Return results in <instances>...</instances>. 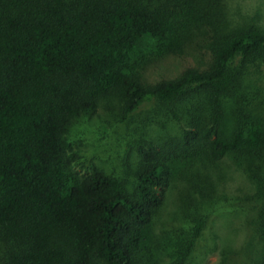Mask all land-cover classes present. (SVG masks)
Instances as JSON below:
<instances>
[{
	"label": "trees",
	"instance_id": "16d2710c",
	"mask_svg": "<svg viewBox=\"0 0 264 264\" xmlns=\"http://www.w3.org/2000/svg\"><path fill=\"white\" fill-rule=\"evenodd\" d=\"M229 1L0 0V264H190L200 208L237 165L249 230L243 258L225 244L219 264H264V100L245 90L264 31ZM145 106L174 130L140 120L126 177L77 166L78 118ZM175 215L194 225L169 251L158 231Z\"/></svg>",
	"mask_w": 264,
	"mask_h": 264
},
{
	"label": "rangeland",
	"instance_id": "374dc122",
	"mask_svg": "<svg viewBox=\"0 0 264 264\" xmlns=\"http://www.w3.org/2000/svg\"><path fill=\"white\" fill-rule=\"evenodd\" d=\"M228 12L235 23L252 24L264 31V0H230ZM236 62L238 63V60ZM248 71L251 76L245 90L249 99L256 101L257 97L258 100H264V64H251ZM229 106L226 104L227 110ZM148 109V106L143 107L138 114H134L126 122L114 121L111 115L101 110L78 118L68 134L73 147L81 155L77 166L78 163H82L87 169L95 164L107 173L126 177V174L131 171L129 152L144 125L148 124V129L152 133L174 130L175 125H172V121L165 122L163 127L158 126L159 123H163L162 121L168 120L167 116H164L163 107ZM142 119H145L147 123H140ZM225 160L227 166L225 167L228 169L232 158L227 156ZM242 167L237 165L240 171L235 170V180L230 183L231 188L226 196L217 193L211 203L203 204L200 208L206 223L193 249L190 264H219L225 244L243 258L249 224L246 221L248 208L242 203L240 194H243L242 191L245 185H248L249 179L241 174ZM166 186V183L162 185V194L166 202L165 212L168 213V219L175 205L172 201L174 196L170 194ZM167 219L164 221L165 229L162 232L158 231V234H162L161 245L170 251L178 246V240L191 230L194 223L191 217L180 221L175 215L170 224H167Z\"/></svg>",
	"mask_w": 264,
	"mask_h": 264
}]
</instances>
